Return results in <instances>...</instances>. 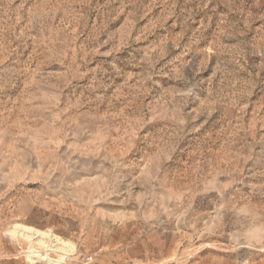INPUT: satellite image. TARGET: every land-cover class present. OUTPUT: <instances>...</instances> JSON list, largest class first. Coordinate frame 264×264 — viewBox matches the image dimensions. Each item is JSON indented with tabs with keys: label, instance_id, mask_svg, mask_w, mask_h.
I'll return each mask as SVG.
<instances>
[{
	"label": "rangeland",
	"instance_id": "rangeland-1",
	"mask_svg": "<svg viewBox=\"0 0 264 264\" xmlns=\"http://www.w3.org/2000/svg\"><path fill=\"white\" fill-rule=\"evenodd\" d=\"M0 264H264V0H0Z\"/></svg>",
	"mask_w": 264,
	"mask_h": 264
}]
</instances>
